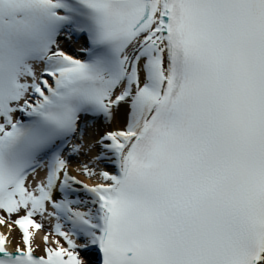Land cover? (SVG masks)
<instances>
[{
	"label": "snow or ice",
	"instance_id": "obj_1",
	"mask_svg": "<svg viewBox=\"0 0 264 264\" xmlns=\"http://www.w3.org/2000/svg\"><path fill=\"white\" fill-rule=\"evenodd\" d=\"M0 212V264H264V0H0Z\"/></svg>",
	"mask_w": 264,
	"mask_h": 264
},
{
	"label": "bare ground",
	"instance_id": "obj_2",
	"mask_svg": "<svg viewBox=\"0 0 264 264\" xmlns=\"http://www.w3.org/2000/svg\"><path fill=\"white\" fill-rule=\"evenodd\" d=\"M79 178L83 179L89 183L93 182L92 180H89L87 177L80 176ZM0 215L6 216V214H4L2 212H0ZM13 217H16V216L14 215ZM6 219H7V217H6ZM35 219L37 220V222H40V217L37 216V217H35ZM43 223H44V229L41 232H36V231L30 229V231H33V233H34L33 239H34V247L36 248V251H35L36 255H42V251H43L45 245L42 244L41 240L43 239L44 235L49 231V228H48L49 223L47 221L46 222L44 221ZM0 233H4L9 237V239L11 241V244L9 245L10 249L14 248V246L16 244H20V246H22L20 238L18 237V231L12 229L9 232L7 224L0 225ZM51 239H52V237H50V241H51ZM61 243H63V241H61Z\"/></svg>",
	"mask_w": 264,
	"mask_h": 264
}]
</instances>
